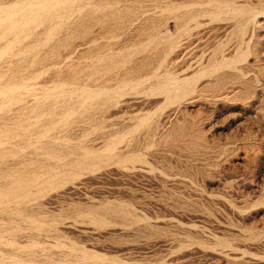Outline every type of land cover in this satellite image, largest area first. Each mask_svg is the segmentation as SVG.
Segmentation results:
<instances>
[{
  "label": "rangeland",
  "instance_id": "obj_1",
  "mask_svg": "<svg viewBox=\"0 0 264 264\" xmlns=\"http://www.w3.org/2000/svg\"><path fill=\"white\" fill-rule=\"evenodd\" d=\"M0 264H264V0H0Z\"/></svg>",
  "mask_w": 264,
  "mask_h": 264
},
{
  "label": "bare ground",
  "instance_id": "obj_2",
  "mask_svg": "<svg viewBox=\"0 0 264 264\" xmlns=\"http://www.w3.org/2000/svg\"><path fill=\"white\" fill-rule=\"evenodd\" d=\"M32 5V4H31Z\"/></svg>",
  "mask_w": 264,
  "mask_h": 264
}]
</instances>
